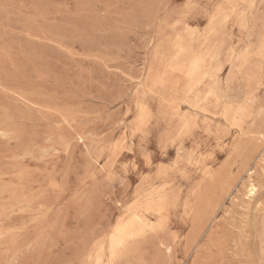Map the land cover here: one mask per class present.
I'll return each mask as SVG.
<instances>
[{"label":"rangeland","instance_id":"1","mask_svg":"<svg viewBox=\"0 0 264 264\" xmlns=\"http://www.w3.org/2000/svg\"><path fill=\"white\" fill-rule=\"evenodd\" d=\"M223 1L0 0V264H91L145 180L166 184L161 236L173 249L151 236L118 264H264V164L251 134L264 126V85L238 129L222 110L242 103L245 77L226 65L216 74L226 99L205 110L173 112L151 83L186 26L203 34ZM234 2L264 12V0ZM261 29L221 25L220 64ZM207 216L193 238V219Z\"/></svg>","mask_w":264,"mask_h":264},{"label":"bare ground","instance_id":"2","mask_svg":"<svg viewBox=\"0 0 264 264\" xmlns=\"http://www.w3.org/2000/svg\"><path fill=\"white\" fill-rule=\"evenodd\" d=\"M252 9V4H249L247 8L237 9L234 0H224L209 17L207 30L203 34L199 35L194 28L186 26L184 37L177 39L168 49V57L162 70L151 78V83L154 86L168 90L164 103L170 110L178 112V103L186 104L193 109L205 110L204 106L210 102L217 104L222 98L226 99L221 95L219 78L216 76L226 65L232 74H242L243 78L245 77L246 91L242 103L235 106L233 102L226 101L222 110V116L241 129L243 118L250 113L256 100L254 85H264V12L261 14L258 10L252 12ZM231 17H234L241 27L249 30L248 36L252 35V30L259 23L262 31L256 34L255 45L247 44L240 49L234 47L225 49L226 60L224 64H220L219 59L223 50L217 30ZM194 44H196V48H194ZM162 58L165 59V56ZM212 63H215L216 66H212ZM177 77L185 82L181 90L176 89ZM205 82L208 83L204 92H197L196 89ZM145 113V108L140 106L138 115L140 122ZM188 121L184 118L181 126L187 127ZM238 129L236 130L238 131ZM251 134L257 143L255 147H261L259 164H264V126L260 123L256 124ZM240 148L239 142L236 143L234 150ZM256 149L250 150L247 163ZM173 160L176 161V159ZM252 162H255V159ZM246 172L249 175L245 180V184L247 183L246 195L248 199H254L257 186L250 177L254 171L246 170ZM163 173V169H158L156 179L162 178ZM147 182V180L144 182L146 186ZM146 186L138 190L137 197L127 207L125 216L112 227L107 235L106 243L100 242L95 245L93 254L88 257L89 263L118 264L121 259L138 255L141 246L151 236L156 241L158 248L163 250V254L169 257L168 254L173 248L166 244L161 233L164 231L165 214L170 206L171 198L165 183L157 187L146 188ZM207 218L208 216L193 219L195 228L193 238L198 234Z\"/></svg>","mask_w":264,"mask_h":264}]
</instances>
